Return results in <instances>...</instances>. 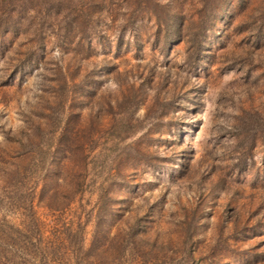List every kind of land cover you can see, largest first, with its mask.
<instances>
[{
    "label": "rangeland",
    "instance_id": "obj_1",
    "mask_svg": "<svg viewBox=\"0 0 264 264\" xmlns=\"http://www.w3.org/2000/svg\"><path fill=\"white\" fill-rule=\"evenodd\" d=\"M0 264H264V0H0Z\"/></svg>",
    "mask_w": 264,
    "mask_h": 264
}]
</instances>
